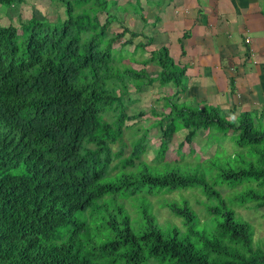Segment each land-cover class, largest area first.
<instances>
[{
	"label": "trees",
	"instance_id": "trees-1",
	"mask_svg": "<svg viewBox=\"0 0 264 264\" xmlns=\"http://www.w3.org/2000/svg\"><path fill=\"white\" fill-rule=\"evenodd\" d=\"M22 1L0 0V7ZM58 1L62 18L0 25V264H264V239L255 240L251 223L234 210L264 207L262 121L248 111L232 121L217 108L180 101L184 69L144 34L139 0ZM115 9L139 17V30L116 19ZM152 84L171 93L157 97L158 113L150 108L154 120L137 126L145 111L128 112V88ZM155 127L154 165L179 130L178 148L209 128L229 132L249 159L224 165L220 183L253 187L225 200L195 169L152 171L140 157ZM124 134L136 135L125 155ZM191 187L208 202L206 222L186 200L162 205L179 222L167 225L145 205L133 215L123 205L137 194Z\"/></svg>",
	"mask_w": 264,
	"mask_h": 264
},
{
	"label": "crops",
	"instance_id": "crops-1",
	"mask_svg": "<svg viewBox=\"0 0 264 264\" xmlns=\"http://www.w3.org/2000/svg\"><path fill=\"white\" fill-rule=\"evenodd\" d=\"M143 2L146 35L184 69L180 101L264 121V0Z\"/></svg>",
	"mask_w": 264,
	"mask_h": 264
},
{
	"label": "rangeland",
	"instance_id": "rangeland-1",
	"mask_svg": "<svg viewBox=\"0 0 264 264\" xmlns=\"http://www.w3.org/2000/svg\"><path fill=\"white\" fill-rule=\"evenodd\" d=\"M115 1L117 6H127V2H134V0ZM139 1L140 4L144 6L143 0ZM143 8V14L145 16V6ZM62 10V5L58 0H23L22 2L13 3L12 6L6 8L0 7V25H17L19 19L25 20L30 16L39 20L46 19L52 21L57 17H63ZM109 12L113 13L116 19L121 21V23L126 27L133 28L134 30H139L141 27V20L139 17L133 15L130 11L122 12L119 9H115ZM98 18L100 21L102 20V16H99ZM115 28H117V22L111 23L107 33ZM144 34H146V31ZM128 50H130V48H128ZM146 56V53H142L141 56L134 55L135 58ZM130 65L135 68L139 67L136 64ZM145 70L149 73V75L154 73L150 64L145 66ZM163 91H168V93H170L171 89H169L168 85H164L159 88L156 84L145 86L138 92L133 91L130 87L128 88V97L133 100L127 106L128 112L136 113L138 110L145 111V114L136 120L137 126H146L150 120H154L155 116L150 114L149 110L150 108H153L156 113L160 111L161 107L159 105H161V102L157 100V97L161 95ZM220 115L222 114L220 113ZM262 124H264V121H262ZM183 135L184 130H179L172 135L167 144L168 148L165 152L164 160L154 165L155 163L150 162V159L156 152L159 132L157 127L150 129L145 137L146 144L143 154L140 157L141 160L145 164L150 162L149 166L152 167L151 170L158 173L171 168L183 170L195 169L203 175L204 179L207 180L211 187L220 192L221 196L225 200H228L230 197L238 194L247 187H253L252 183H244L239 186L229 188L224 183H220V178L217 175L219 170L223 168L224 165L227 167H234L238 164L239 160L246 162L249 159L247 155V147L241 148L236 146L232 141V136L229 132L222 134L216 129L209 128L204 133H197L190 144L183 143L178 148L179 143L182 142ZM135 137L136 135L124 134L122 137L123 142L125 143L122 150L123 155L128 153L129 143ZM128 138L130 140H128ZM117 148V143L112 145L113 150H116ZM236 155L239 157H236ZM236 159L237 162H234ZM130 199L129 203L131 206L128 201H125L123 205L131 215H133L131 210H135L134 208L138 205H145L147 206L146 208L152 211L156 221L160 225H167L165 224L167 221L169 223H179L178 219L170 216L162 205L170 202L178 203L182 200L187 201L189 207L194 211L200 223L206 222L207 219L205 217L204 207L208 204V202H206L204 197L199 194V189L195 187L176 189L173 191L162 189L157 191V194L155 195L147 196L145 194H137ZM234 210H236L237 214L240 215V218L251 223L253 227V238L255 240L264 239V217L262 216L264 207L255 209L250 205H246L244 207H236Z\"/></svg>",
	"mask_w": 264,
	"mask_h": 264
},
{
	"label": "built area",
	"instance_id": "built-area-1",
	"mask_svg": "<svg viewBox=\"0 0 264 264\" xmlns=\"http://www.w3.org/2000/svg\"><path fill=\"white\" fill-rule=\"evenodd\" d=\"M245 41L247 42L248 41V38H246Z\"/></svg>",
	"mask_w": 264,
	"mask_h": 264
}]
</instances>
